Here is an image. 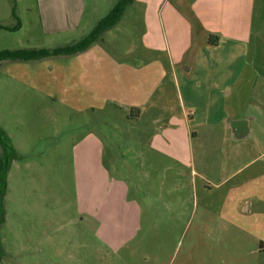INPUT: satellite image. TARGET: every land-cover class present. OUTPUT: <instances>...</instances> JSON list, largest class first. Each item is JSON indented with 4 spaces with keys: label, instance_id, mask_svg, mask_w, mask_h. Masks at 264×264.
Segmentation results:
<instances>
[{
    "label": "crops",
    "instance_id": "1",
    "mask_svg": "<svg viewBox=\"0 0 264 264\" xmlns=\"http://www.w3.org/2000/svg\"><path fill=\"white\" fill-rule=\"evenodd\" d=\"M16 2L18 17L37 9L34 30L66 38L62 46H67L78 41L72 39L77 33L86 36L118 0H37L35 10L22 5L23 0ZM129 16L141 25L138 47L122 45L119 52L111 51L107 45L113 31ZM11 33L0 27V37ZM8 61L13 60L0 66ZM14 61L25 63L18 64L20 69L34 67L24 75L13 71V84L4 87V92L13 91V106L12 98L5 101L13 115L6 124L13 131L1 122L0 127L17 153L5 198L6 217L10 196L13 200L14 241L19 242L22 228L47 217L44 188L50 171L73 168L75 207L81 220L94 222L95 237L100 233L112 241L110 236L140 227L143 206L131 196L132 189H153L157 215L164 203L188 222L201 221L208 238L203 263L227 264L220 222L234 220L253 199H264V168H255L252 172L258 175L249 181L241 177L245 165L264 159V146L248 163L238 160L249 140L264 144V0H134L121 20L86 50ZM46 62L57 63L56 71L44 69ZM53 75L56 88L48 84ZM70 94L73 102L66 101ZM98 99L123 112L124 128L119 120H107L112 128L100 133L97 122L81 128L86 122L77 115L96 110ZM51 121L69 131L52 150ZM137 121L146 122L145 132H126L125 126ZM231 142L233 154L226 147ZM130 158L135 160L132 166ZM248 185L252 191L241 193ZM198 187L203 190L201 211ZM213 192L219 196L209 198ZM240 233L229 236L243 237ZM1 240L4 248L2 235ZM246 240L236 246L264 252V239ZM228 264L242 262L231 259Z\"/></svg>",
    "mask_w": 264,
    "mask_h": 264
},
{
    "label": "rangeland",
    "instance_id": "2",
    "mask_svg": "<svg viewBox=\"0 0 264 264\" xmlns=\"http://www.w3.org/2000/svg\"><path fill=\"white\" fill-rule=\"evenodd\" d=\"M21 4L24 6L29 4L34 10L37 8V0H23ZM11 6V0H0V20L4 24H13L16 21L11 16ZM36 10L34 14L33 11L26 12L22 19L19 17L20 27L18 30H14L11 35L6 37H0V51H38L63 47L62 45L67 43V39L61 36L46 37L41 31L34 30L35 24H39ZM129 26L132 27L130 34L126 32ZM140 26L136 19L133 20L130 16L127 17L113 31L114 38L108 43L107 48L115 52H119L122 45L137 48ZM81 36L82 34L79 32L72 39H78L79 41L83 38ZM7 64V66H0V122L13 131V125L8 124V122L6 124V121L11 120L13 115L7 107L8 103L5 102L7 97L12 98L10 103L13 106V91L4 92V87L6 84H13V71L24 75L25 71H32L34 67L27 65L28 67L24 66L20 69L18 64L25 63L14 60L8 61ZM56 64L46 62L44 63L46 65L44 69L55 67L54 71H56L58 68ZM48 84L56 88L58 85L56 76L49 77ZM55 94L61 95L56 92ZM86 97L87 95L83 94V101L85 102ZM66 101L73 102L72 94L67 97ZM3 103L4 106H2ZM95 109L77 115L80 122H83V124L86 122L81 126L82 129L95 125L97 122L100 133L102 128H112V123L106 124L107 120L109 122L119 120L124 128L125 123L120 120L123 112L108 107L100 99H98ZM149 113H147L146 118L150 115ZM75 121L77 127L78 121ZM146 125V122L139 124L137 121L130 126L126 125L125 130L127 132L131 129L132 133L138 135V128L145 132L144 126ZM68 132V129L62 124L49 122V148L52 150L58 139L61 136H67ZM110 134L113 133L110 132ZM230 145L226 144V147H229L231 154H233L235 149L233 142ZM263 146L264 144L260 141L249 140L243 145L238 160L242 165L248 163L259 153ZM45 147H48V145ZM1 148L0 146V152L2 151ZM130 159L132 166L135 160ZM227 168L229 167L227 166ZM243 168L246 169L241 174L242 179L246 181L254 179L253 177L258 174L252 171H255V168H264V159L251 162ZM74 178L73 168H64V171L58 168L50 171L49 183L44 188V193L49 198L47 217L37 218L32 226L22 228L20 230L21 236L18 237L19 242L13 239V200L11 202L10 196L8 201L9 214H7L6 224L1 230L5 253L1 264H204L208 246L206 239L208 238L205 237L206 232L201 230V221L188 222L184 214L171 213L169 209L165 208L164 203L161 216L157 215L152 205L155 198L153 189L142 193L137 191V188L132 189L131 196L137 197L141 206H143L142 218L138 223L140 227H134L135 230L133 231L125 230L117 236H110L112 241L100 233L95 237L93 233L94 222L81 220V215L76 210ZM250 191H252V186L248 185L246 188H242L241 193H249ZM202 192L201 187H198L199 211H201L203 205ZM207 196L216 198L219 194L213 192L208 193ZM246 207L247 203L243 206V209L245 210ZM191 224L192 227L190 228ZM196 225L200 228L199 230ZM221 225H223L222 228L225 232L224 259L227 264L231 259H238L242 264H263L264 252L259 248L255 250V246H249L244 249L236 245L238 240H246V238L247 240L264 239V199H253L247 210L243 211L242 214H237L234 220L227 217L220 222V227ZM236 230H241L240 234L244 236L237 238L229 236V232ZM29 233L30 235H28ZM109 241L112 242V246L107 244Z\"/></svg>",
    "mask_w": 264,
    "mask_h": 264
},
{
    "label": "trees",
    "instance_id": "3",
    "mask_svg": "<svg viewBox=\"0 0 264 264\" xmlns=\"http://www.w3.org/2000/svg\"><path fill=\"white\" fill-rule=\"evenodd\" d=\"M12 2V16L16 19V23L13 26H4L0 24V27H5L9 30H18L20 27V19L17 15V2ZM134 0H119L117 4L111 9V11L103 17L97 25L90 31L88 35L83 37L78 42L71 45L44 49V50H30V51H0V63L4 60H36L51 56L72 55L86 50L91 45L96 43L102 37L103 33L113 28L122 18L126 8L131 5ZM0 145L3 148V152L0 155V264L4 257V249L1 240V228L6 219V207L5 198L8 190V173L10 165L13 159L17 157V153L13 142L8 133L0 127ZM264 249V246H262Z\"/></svg>",
    "mask_w": 264,
    "mask_h": 264
}]
</instances>
